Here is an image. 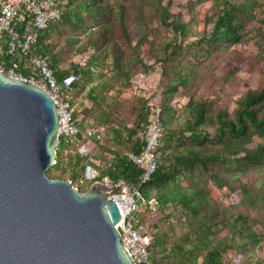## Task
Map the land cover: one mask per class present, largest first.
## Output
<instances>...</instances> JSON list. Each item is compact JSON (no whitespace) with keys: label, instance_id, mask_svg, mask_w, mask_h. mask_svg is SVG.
Here are the masks:
<instances>
[{"label":"rangeland","instance_id":"374dc122","mask_svg":"<svg viewBox=\"0 0 264 264\" xmlns=\"http://www.w3.org/2000/svg\"><path fill=\"white\" fill-rule=\"evenodd\" d=\"M113 1L115 0H110L109 3ZM117 1L122 8L113 6V15L124 18V25L116 28L114 35L120 50L118 55L122 63L121 70L114 67V51H119L116 46L107 43L102 34L91 35L89 29L87 33L83 32L79 25L75 27L61 21L49 30L43 42L48 60L55 59L61 71L74 72L77 60L87 55L90 60L94 57L93 62L98 60L102 63L96 70L98 75L91 77L83 74L82 82L71 95L76 109L84 111L85 116L88 115L98 126L104 128L103 138L99 142L100 149H94V158L100 163L98 172L102 176L106 175L105 170L111 162L108 154L124 155L129 151L131 142L135 139L129 138V132L135 128L137 117L143 113L144 102L147 101V106L151 108L160 107L167 97L170 99L168 105L175 112V120L165 131L175 132L178 142L173 149L162 152L160 164L173 172L171 162L176 155L188 158L194 153L210 156L214 149L221 148L222 145L192 141L187 128L195 123L194 107H205V119L195 128L198 132L214 136L218 114L233 119L238 102L247 90L264 88V60L259 57L264 53V39L257 32L252 33L246 37L244 44L228 49L219 48L211 56L201 49H206V44L193 48L191 44L206 33L203 27L204 16L214 12L208 2L202 8L196 6L199 25H190L189 37L184 42H181L180 37L177 38L176 43L182 49L168 56L166 45L174 43V35L171 29L160 24L157 13L152 9L153 3L158 1L162 6L169 5V13L179 17L177 21L188 22V12L182 8L187 0H150L149 4L143 6H140L141 2L134 0ZM259 1L262 6L256 10L257 21L251 22L248 30L257 28L258 20L264 17V0ZM139 40H143L140 46L137 44ZM105 53L108 54L107 58ZM160 63H163L164 71L170 74V79L166 76V82L177 85V94H165L166 88L158 83L162 72ZM175 71H180L183 78L190 77L185 86H178L174 81L178 80ZM90 122L92 120L85 126L84 120L82 127L89 126ZM252 141L250 148H254L259 142L264 143V137L255 135ZM77 158L74 148H66L60 154L58 166H53L47 173L48 177L70 180L76 184L84 165V160L77 163ZM235 167L236 164H233L227 171L221 165L208 164L209 171H218L227 182V186L222 189H216L209 181L204 186L210 191L220 212L219 218L213 223L201 226L183 212L180 205L172 202L158 203L155 212H145L144 220L152 236V264L155 261L161 264L173 263L176 247L180 245L185 252L191 251L195 246L201 245L198 236L203 232L209 239L202 243H210L211 246L220 243L218 247L221 258L217 264H264V165L248 168L240 165L239 170ZM180 171H183L181 175L178 174L180 178L192 177L194 181L201 182L207 178V173L198 168ZM180 184H187L185 178L181 179ZM242 187L248 189V195H242ZM80 191L87 190L82 188ZM148 196L156 197V190H149ZM238 217L247 219L251 231L246 230L245 224ZM251 233H255L254 239ZM157 240L160 244L156 246ZM226 245L229 248L224 250ZM207 251L204 248L199 253L193 250L191 258H196V264H201ZM167 255L170 257L166 258Z\"/></svg>","mask_w":264,"mask_h":264},{"label":"trees","instance_id":"16d2710c","mask_svg":"<svg viewBox=\"0 0 264 264\" xmlns=\"http://www.w3.org/2000/svg\"><path fill=\"white\" fill-rule=\"evenodd\" d=\"M134 1L141 2L140 6H143L149 4L150 0ZM67 2L68 4L61 19L62 23H70L75 27L79 25V27L83 28V32L85 33H87L86 31L89 29L91 35L97 33L102 34L101 36L104 35L107 43L113 44L119 50L118 44L114 39V35L116 28L124 25V18L121 16L118 18L116 15H113V6L122 8L121 4H119L117 0L112 2L113 5L112 3H109L110 0H67ZM208 2L212 5L214 12L210 15L204 16L203 27L204 30H206V33H203L200 39L195 41L194 44H191L193 48L197 45L202 46L206 44L207 48L204 49V47H201V49L205 50V52L211 56L212 53L219 48L228 49L232 46L244 44L246 37L252 33L257 32V34L264 39V17L258 20L257 28L248 30L249 24L253 21H257L256 10L260 9L262 6V3H260L259 0H187L186 4L183 5L182 8H185L188 12L190 17L188 22L177 21L179 17L173 16L169 13V5L162 6L161 3L157 1L153 3L152 9L157 13L160 24L168 29H171L175 39L173 44L169 43L166 45V53H168V56H172L176 54L177 51L182 49V46L179 44L177 45L176 43L177 38L180 37L182 40L181 42H184L191 34L188 27L195 24L199 25V22L196 19V15L199 14V11H196V6H201L202 8V6ZM61 21L51 25L46 31H42L37 34L36 42L31 47L29 54L41 55L46 58L58 81H61L64 76L71 72L59 70L55 59L52 61L48 60L47 49L43 46V42L47 37L49 30L61 23ZM88 22H91V25H88ZM145 22L146 21L144 20L143 23ZM142 42L143 40H139L137 43L138 46H140ZM1 46L3 50L6 49L7 43L5 38ZM260 50L261 49H259V52L261 53ZM118 52H120V50L117 52L114 51L116 54V56H114V67L116 70H121L122 63ZM105 57H108L107 53H105ZM259 57L264 60V53ZM0 60L6 63V70L12 68V61L8 57L2 56L0 57ZM89 60L85 64L87 66L86 68L84 67L79 70L75 65L76 70L74 72H80L82 77L84 76L83 74L91 77L98 75L99 73L96 70L102 64L101 61L96 60L93 62L94 57L91 58L90 61ZM15 61L18 63L19 71L22 72L24 76L27 77L31 74V69L27 66L25 59L17 58ZM160 64H162V72L158 83L160 86L162 85L164 89L166 88L164 91L165 94H177V85H173L171 82H166V76L170 79V74L164 71L163 63ZM147 69H149V67ZM175 74L177 75L178 80L174 79V81L177 82L178 86H185L190 79L188 76L183 78L180 71H175ZM78 85H75L74 88ZM169 100L170 99L167 97L164 104H161L160 106L159 120L164 129L168 128L175 120V112L172 110L170 105H168ZM143 106L144 111L137 117L135 128L129 132V138L132 139L134 137L135 139L131 142L132 146L128 152L138 153L143 146V140L140 136V127L141 125L148 123L149 117L152 114V108L147 106V101L144 102ZM204 110L205 107L202 105L194 107L195 123L187 128L191 133V139L199 144H221L222 147L214 149L210 156H201L194 153L190 158H188L182 155H176L173 157L171 162L173 172H169L164 164H160V156L162 152L173 149L176 146L174 144L178 142V137L175 132L167 130L166 133L164 130L162 146L158 155L157 170L151 176L150 180L141 188V194L146 200L155 198L158 203H176L180 205L183 212L189 215L197 223L199 222L201 226L213 223L219 218L220 213L216 208V202L213 201L210 191H208L204 186L207 185L208 181L216 189H222L227 186V182L224 181L218 171H209V163L221 165L227 171L230 170L227 168H230L233 164H236L235 168L238 170L240 165L246 168L264 165V143L259 142L254 148L249 147V145L253 142L252 138L255 135L260 138L264 137V88L247 90L243 98L238 102V108L234 112L233 119H228L227 116L223 117V115L218 114L216 116V134L214 136L202 131H195V128L200 126L205 119ZM78 113L79 112L75 113L76 116ZM82 114L84 115L85 112L82 111ZM84 120L85 126L90 120L96 124L92 118L88 115H84V119L78 127L80 131L84 130V127H82ZM99 144V142H92V150L94 151V149H100ZM69 147L74 148L73 146L67 145L65 140L60 137L57 149L56 167L58 166V159L61 152ZM75 155L78 157L77 163L84 160V158L78 156L76 153ZM239 155L241 156L238 157ZM194 168H198L206 172L207 178L201 182L194 181L192 177L180 178L178 176V174L181 175V173H183V171H180L181 169L189 171ZM50 171L51 169L48 172ZM105 174L113 181L121 179L129 185H134L141 174V170L131 163L125 155L123 157L116 156L111 159V162L105 170ZM101 177L102 175L99 173L98 180H101ZM184 178L187 181L185 186L180 184L181 179ZM151 189L156 190V197L148 196L149 190ZM240 190L243 196L249 194L246 187H242ZM239 219L243 224H245L246 230L251 231V227L248 226L247 219L242 217ZM241 221H236V223H240ZM251 234V237L254 239L255 233ZM208 239L209 236L203 232L202 235L198 236V240L201 245L195 246L191 249V251L188 250L185 252V250L178 245L176 247V255L171 253L174 258L173 263L171 262L170 264H196V258H191L193 250H196V252L199 253L200 251L202 252L203 248L208 251L205 255H203L201 264H217L221 258V250L218 247L220 243L217 246H214L212 242V246L210 243H202L206 242ZM157 241L155 242L156 246L160 244L159 241ZM227 248H229L227 245L223 247L224 250ZM169 257L170 255L166 256V258ZM177 257L179 258L177 259ZM154 264H161V262L159 263L158 261H155Z\"/></svg>","mask_w":264,"mask_h":264},{"label":"water","instance_id":"95a60500","mask_svg":"<svg viewBox=\"0 0 264 264\" xmlns=\"http://www.w3.org/2000/svg\"><path fill=\"white\" fill-rule=\"evenodd\" d=\"M53 99L0 71V264H134L120 242L110 194L125 183L85 192L51 179L59 145Z\"/></svg>","mask_w":264,"mask_h":264},{"label":"built area","instance_id":"2783aa9c","mask_svg":"<svg viewBox=\"0 0 264 264\" xmlns=\"http://www.w3.org/2000/svg\"><path fill=\"white\" fill-rule=\"evenodd\" d=\"M67 0H0V57L6 56L12 61V68L6 70V63L0 60V71L8 77L27 81L38 89L45 91L54 101L58 116V137L65 143L73 146L75 153L84 158L83 170L75 184L68 180L71 187L86 190L96 182L102 183L106 189L115 191L114 187L106 184L109 179L99 178L97 167L100 163L94 158L92 142H100L104 135V128L94 125L79 130L84 115L77 111L72 92L74 86L82 82L80 72H71L58 81L46 58L41 55H29L31 47L35 44L37 34L46 31L53 24L61 21L67 6ZM6 39V49H2V42ZM17 58L26 60L31 69L29 76L19 71ZM90 59L89 55L76 62L77 69L84 68ZM76 112H79L76 116ZM160 107L154 106L147 124L140 127V136L143 146L138 153L128 152L127 158L141 174L134 185L126 184L124 194H110L108 199L113 202L120 214V222L115 228H120L119 238L122 246L132 258L134 264H152L151 249L152 236L147 230L144 220L145 212L157 210L158 202L155 198L146 200L141 194V188L156 172L158 155L162 146L164 127L159 120ZM116 184L118 181L111 180Z\"/></svg>","mask_w":264,"mask_h":264},{"label":"crops","instance_id":"0c3cea01","mask_svg":"<svg viewBox=\"0 0 264 264\" xmlns=\"http://www.w3.org/2000/svg\"><path fill=\"white\" fill-rule=\"evenodd\" d=\"M73 100V99H72ZM73 103H74V101H73ZM75 105V104H74ZM75 107H76V105H75ZM77 111H79L81 114H82V111H80V110H77ZM98 126V125H97ZM128 153V152H127ZM127 153H125L124 155H120V154H116V153H110V154H108L109 155V159H113L114 157H116V156H119V157H123V156H125V155H127ZM106 155H107V153H106ZM97 160V159H96ZM98 161V160H97ZM103 178H107L108 176H102ZM119 181H123V180H121V179H118ZM117 180V181H118Z\"/></svg>","mask_w":264,"mask_h":264},{"label":"bare ground","instance_id":"6f19581e","mask_svg":"<svg viewBox=\"0 0 264 264\" xmlns=\"http://www.w3.org/2000/svg\"><path fill=\"white\" fill-rule=\"evenodd\" d=\"M165 130V129H164Z\"/></svg>","mask_w":264,"mask_h":264}]
</instances>
